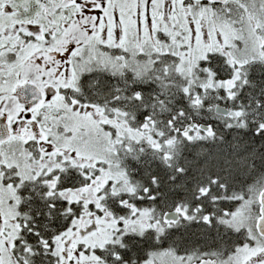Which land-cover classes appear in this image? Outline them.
Masks as SVG:
<instances>
[{
    "label": "snow or ice",
    "instance_id": "obj_1",
    "mask_svg": "<svg viewBox=\"0 0 264 264\" xmlns=\"http://www.w3.org/2000/svg\"><path fill=\"white\" fill-rule=\"evenodd\" d=\"M0 264H264V0H0Z\"/></svg>",
    "mask_w": 264,
    "mask_h": 264
}]
</instances>
